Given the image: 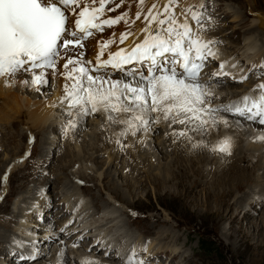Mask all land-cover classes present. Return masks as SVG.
<instances>
[{"label": "snow or ice", "instance_id": "1", "mask_svg": "<svg viewBox=\"0 0 264 264\" xmlns=\"http://www.w3.org/2000/svg\"><path fill=\"white\" fill-rule=\"evenodd\" d=\"M179 4L180 0H167L163 5L158 0L151 4L148 0H0V77L21 79L26 88L37 92L50 86L52 76L62 77L65 83L58 106L64 131L76 129L81 118L103 114L109 125L123 126L120 137L130 135L144 145L140 136L154 133V126L163 121L171 129L166 135L173 142L186 140L197 149L207 148L203 138L219 133L221 125L232 127L229 118L237 125L264 126V82L254 85V94L243 96L239 103L217 104L220 97L214 91L229 77L243 84L252 75L264 76V65L259 72L253 67L239 77L225 71L224 62L210 75L204 73L217 59L215 42L198 34V29L207 30L208 5L181 9ZM118 9V15H109ZM137 21L143 24L141 35L131 48L120 47L133 35L127 26ZM120 24L126 30L118 37L98 39L96 59H87L85 42ZM256 139L264 142V135ZM115 143L122 149L128 147L120 139ZM210 151L231 155L232 137H221ZM7 179V174L0 178ZM53 242L62 246L58 256H66L63 236ZM36 243L32 241L31 246L35 248ZM23 246V241L17 244ZM18 259L28 262L36 256L19 254ZM84 264L100 262L97 258ZM128 264L151 261H137L134 254Z\"/></svg>", "mask_w": 264, "mask_h": 264}, {"label": "rangeland", "instance_id": "2", "mask_svg": "<svg viewBox=\"0 0 264 264\" xmlns=\"http://www.w3.org/2000/svg\"><path fill=\"white\" fill-rule=\"evenodd\" d=\"M190 1L191 0L186 1L182 5H185ZM203 1L206 5H209L205 17V28L207 29L205 32L207 34L210 32V34L213 35V33L215 34L216 32L224 29V34L221 35L222 37L216 35V43L213 45L214 48L217 51L220 50L223 52V55L233 54L231 56H237L239 54V57L243 59L253 53H258L259 50L257 49H262L260 59L263 58V63L261 64L264 65V33L260 32L258 28H255L253 24L255 19L253 14L264 12V0ZM214 9L218 10H216L219 12L218 15L217 12H213ZM208 17H211L210 22H208ZM208 27H210L211 30ZM247 38L251 40L257 39V46L255 47V44L253 45L256 49H246L247 46L244 40ZM240 54L243 55L240 56ZM242 62L245 61H237L240 67L247 68L249 66L247 72L253 67H256L257 72H259L257 65L260 64L255 66L253 62H251V65H248L247 62L241 64ZM252 78L254 79L252 80ZM262 79H264V77L262 78L259 74L252 75L250 78V80H252L251 82L256 80L262 81ZM236 84L244 86L245 82L243 84ZM49 87L42 89L40 92L34 90L32 92H28L26 90V95L31 98L33 97V101L40 97H44V99H46L52 90V88ZM246 93H248V91ZM57 115L59 116L60 114L57 113ZM95 117L97 120L94 118L93 120H90L91 125L87 124L86 127H84V131L83 128H76L73 131L71 130L75 133L73 135L74 137H71V131H64V119L61 116L58 118V123H56L57 127L54 129L55 131L45 128L43 132L41 131L37 136L33 137L35 138L33 150L29 147V151L32 150V157L30 159L26 157L23 160H21L23 152L28 151V148L26 150V146L28 143L27 133L29 131L28 128H26V123L24 124L22 120L13 121L12 123H9V126H5L3 123H0V162L3 160V162L0 163V178L7 174L5 171L11 165L16 164L15 168L7 175V181L0 180V194L2 193V196L0 195V197H2V199H0V207L3 206L6 208V211L0 210V236H3V238H0V240L3 239L0 241V262L3 260L8 261V259H10V256H5L6 254H4L7 251L6 247L9 246L13 238H20L22 235L19 232V226H17V219L14 216H11L13 212L15 215L19 208L16 207V211H14L12 206L14 203L15 205L16 203H20L23 199H26L27 202L31 199L33 202L37 198L38 191L40 193L44 191L47 197L49 195V204L45 203V215L48 213L49 216H52L48 217L46 221L48 220L50 223L51 220L55 219L56 221L59 220L58 223L63 224V214L61 216L59 214H53L54 208L57 207L55 204L60 203V201L57 203L56 201L62 196L66 197H62V199L70 200L76 206L78 212L84 211V216L87 217H92L93 215V217L101 223L102 220L99 219L98 214L101 210H104L105 214L103 217H105L106 214L110 217H115V221L112 219L109 225H106V232L108 230L112 231L115 239L128 237L131 241H134L137 246L133 247L132 253H135V259L137 261L144 259L151 261V264H164V261L168 262L169 257L171 256L169 255V248H173V250H176L178 251L177 253H179L175 264H264V250L261 249V245L264 246V228L256 230L252 227L253 220L247 221L243 217L244 214L248 213L247 208H244V206L247 205V203H245V199L253 196L255 192H261L263 189L259 186L261 176L264 173L262 171L263 169L259 168L252 173L248 172L250 174L249 176L247 173L249 177H258V180L256 179L258 181L257 186L255 184L247 185L243 183L240 191H237L235 186L234 190H232L231 187H226L227 190H224L219 188L217 183L211 184L214 181L225 177L226 173H228L226 170L219 173L214 171V174H210L212 175L210 178V175H205L204 170L201 171V174L199 173L200 167L198 164H194L190 167L187 179H191L189 181L185 180L186 182L181 181L184 182L182 186H179V180H175L180 173L179 168L176 166H172L170 169V173L172 174V176H170V182H164L165 176L163 168H160L159 171H154L156 173H152L150 171L153 170L149 168L147 169V161H141L137 164L135 163V160L132 161L130 158L126 159L124 155L116 153L120 149V146L114 145L112 140L114 137L117 138V136H119V132L123 128L121 125H110V131V128L107 129L109 124L104 119L103 114H97ZM229 119L230 122L233 121L232 123H235V120H232L231 118ZM252 126L257 127L259 125L251 122H241L239 125L235 123V127H239L238 129L240 131H242V129L251 130ZM91 130L92 132L94 131L95 134L92 138V135L89 136V131ZM252 130L256 132L255 130H257V128ZM113 132L116 134H113ZM259 132L264 133V127L262 130L260 129ZM31 135L32 133H30L29 140H32ZM47 136L49 138H55V142H57L55 146H52L49 149V155L41 153L49 148L48 144L41 146L42 144L40 141L41 138L42 140L44 137L48 138ZM196 139L199 140V137H196ZM93 140L96 148L101 151L99 155H94L92 158H89L88 156L90 155L89 152L93 146ZM181 141L184 140L173 142V138H169V142H171L170 144H174L173 146L177 145L179 148H181V145L183 147L185 146V143H180ZM30 143H32V141ZM255 143L250 144L249 140L246 138L243 140L242 145L244 148H247V146L248 148L249 146L250 148H253V144H255V147L260 144L261 146L258 145V147H262L261 142L255 141ZM75 146L77 149L74 148ZM71 147L74 148L77 156L75 155V152V154L63 156L64 150L67 148L70 149ZM127 148L124 149L126 150ZM82 149L84 151H82ZM105 153H111L117 159L116 164L113 165V172L109 175L110 177L107 176L108 172L106 173L107 164L104 165L103 163L106 160ZM169 155L170 158L173 154L171 153ZM234 156L235 154L233 157ZM60 158L64 160L63 169H61L62 166L59 165ZM150 158L154 160L157 165L156 166L154 164L153 168L163 166L162 163H168L170 161V159H167L165 161L163 160V162L159 159H155V157ZM164 158L165 157H163V159ZM124 159L126 160L124 161ZM122 160L129 165L122 166ZM256 160L259 161V158ZM261 161L262 164L260 167L263 168L264 159L262 158L258 163ZM97 162L101 164V168L96 167ZM157 173L160 177L154 178L153 176ZM236 174L237 172H230V177L228 178L235 180L239 173L237 175ZM105 175L107 178L101 182L103 176ZM241 175H244V172L241 173ZM76 179L82 180L85 184H77ZM158 179L160 180L157 182H159L161 186L156 183V180ZM75 183L76 185H74ZM205 186L206 190L204 189ZM223 191L224 194L221 195L220 193ZM52 196L53 200L51 199ZM239 201L241 203V207L239 206L236 210L235 206L239 205ZM261 201L262 203L258 208L250 205L249 209L251 211L256 210L258 212L255 213L256 216L253 218L258 220V223L259 220L264 222V197H261L260 202ZM22 206L23 205L20 207V211L24 214V210H27L28 207L23 206L25 208L24 209ZM228 206L232 207L233 210L228 209ZM57 208L62 211V205ZM242 208L244 210H242ZM36 217V214L31 215V221L34 222ZM133 219H135L134 222ZM61 221L63 222L61 223ZM84 222L87 223V221ZM39 223L41 222L32 223L33 226L31 224L30 229L38 233V237L36 236L37 239H42L43 235H39V233L46 234L47 231L44 226L47 224L44 222L43 224L45 225L41 223L42 226H40ZM101 223H99L98 226ZM53 225L54 223L49 227V229L52 228ZM75 231L77 230L75 229L74 232ZM147 231H149L148 234ZM150 231H159V234L150 235ZM71 232H65L63 234L59 233V237L63 236L65 239L63 240L68 242L71 238ZM163 232L170 234V240H161L158 238L160 235H163ZM88 233H85L84 235L88 236ZM72 234L76 235V232ZM241 234H244L245 240L242 238ZM176 235L179 237L178 241H175ZM85 236L81 238L79 242L81 250L82 247L85 246V241L82 239H87L86 242L89 241V238H85ZM140 241L143 243L139 245L138 242ZM50 242L53 241L51 240ZM37 243H39L40 246H43L44 244L43 240H40ZM54 246L55 248H52ZM58 246L60 245L53 242V246L51 245V247H49L51 252L48 251V248H44L42 250L41 253L43 254L39 255H44V258L42 259L43 263L41 264H49L47 258L49 259L54 255L52 252L57 251L56 249H58ZM156 248L158 249L157 252H155ZM73 251H76V248L70 246L69 256L71 257V263L77 259V253H73ZM87 253L89 255H85V257H88V261H95L98 258L100 264H104L102 263L104 260L100 257L101 255L98 254V252L92 251L89 253L88 249ZM12 254L13 251L11 252V255ZM173 256L176 257L175 255ZM103 257L105 256L103 255ZM130 257L133 256L128 254L126 255V262H128ZM171 260L172 261H169V263L172 264L173 259L171 258ZM83 261L86 260L84 259ZM190 261L191 263H189ZM30 262H33V260L22 263L30 264ZM57 262V264H63L62 259H58ZM14 263L9 262L7 264ZM3 264H5V262H3Z\"/></svg>", "mask_w": 264, "mask_h": 264}, {"label": "bare ground", "instance_id": "3", "mask_svg": "<svg viewBox=\"0 0 264 264\" xmlns=\"http://www.w3.org/2000/svg\"><path fill=\"white\" fill-rule=\"evenodd\" d=\"M186 1H189V0H181V2L179 4L180 5L179 7L181 9H183V8H185L187 6H199L200 4H205L203 0H191L187 4L182 5ZM153 2H157V0H148L149 4H151ZM166 2H167V0H158L159 5H163ZM197 10H198V8H197ZM216 10L217 9H214L213 12L216 13L218 11V10L217 11ZM132 12H135V6L132 7ZM218 14H219V12H217V15ZM109 15H112V14L109 13ZM253 17L255 18L254 19V23H253L254 27L258 28L260 32L264 33V12L263 13H254ZM183 21H184V18H183V16H181L180 17V22H183ZM188 22L191 23V20H189ZM127 27H128V30L133 33V35L129 36L128 39L125 41V43L123 45H121L120 47L131 48L133 46V44L137 41V38L141 35L140 30L143 27V24L141 22L137 21L134 24L129 25ZM208 28L210 29V27H208ZM125 30H126V26L124 24L116 25L113 28L106 29L105 32L102 34V36L95 35L93 38H90L89 40H87L86 41L87 42V46H86V48H87V59H89V60H95L96 59V55H97V52H98V43H97L98 39L103 40V39H106V38H112L113 34H115V36L118 37L119 34L121 32H124ZM204 31H206V30L198 29V34H199L200 38L205 40V41L212 40L215 43H216V41H215L216 35L222 37L221 35L224 34V29L220 30L219 32H216L215 34L213 33V35L207 34ZM244 41H245V44L247 46V48H246L247 50L248 49L251 50L252 48H255L257 46L256 45L257 44V39L251 40V39L247 38ZM254 44H255V47H253ZM212 47H213V50L217 53V59L216 60L218 62H220V63L224 62L226 64L225 69H229L228 72H230L232 74V76L239 77V76L247 73V69H248L249 66L247 68L246 67H240L239 64L237 63V60L240 58V57L238 58L239 54L237 55V57L236 56H231L233 54H231V55L230 54L223 55L222 54L223 52L217 51L214 48V46H212ZM226 48H227V46H226ZM226 48H224V49H226ZM112 50L113 51L116 50V46H113ZM257 50H259L258 53H256V54L253 53V54H251L249 56H246L244 58L248 65H251V62H253L255 64V66L257 64L262 65L261 63H263V58L260 59V54H261V50L262 49H257ZM246 52H248V51H246ZM241 55H243V54H240V56ZM256 60H258V61H256ZM213 63H215V61ZM243 63H245V62H242L241 64H243ZM233 65H235V67H233ZM242 68L244 69V72H241ZM204 73H206L205 70H204ZM204 78L207 79V75H205ZM253 79L254 78H252V80ZM252 80L246 81L244 86H239L236 83H234L230 77L227 78L226 79V83L222 87H217V88L214 89V91H216V94L220 97V100L217 101V104H221V102L224 103V104H225V102H232L231 100H229V98H237V95H239L240 93H242L244 91H246V92L248 91V93H250V95H253L251 93H254L253 92L254 85L260 83V81L256 80V81L251 82ZM64 83H65V81L62 78H59V76H57V75L52 76L50 78V81H49V85H50L49 88H52V90H51V93L48 96V98L44 99V97H40L37 100L33 101V99H34L33 97L31 98L30 96L26 95L27 91L28 92H32L33 90L26 88L21 83V79H9L8 77H0V123H3L5 126H9V123H12L13 121H21L22 120V122L24 124L26 123L25 125H26V128H28V131L33 133L31 135V139H32V137L37 136L39 134V132H41V131L43 132V130L45 128H49L50 130L53 131L55 129V127H57L56 123H58V118L61 117V109L59 108L58 104H59V101H60V99H61V97L63 95L62 85ZM53 105H57V106H53ZM4 112H5V114H4ZM57 113L60 114V115L58 116ZM98 115H101V114H98ZM93 118L97 120V118L95 116H89V117L81 118L80 121H79V126L77 128L78 129L79 128L80 129L83 128V131H84V127H86L87 124L91 125L90 120H93ZM72 119H74V120L77 119V116H76L75 113H73ZM232 122H230L232 124V127H230L229 129H224L223 126L221 125L219 133L213 132L211 135L206 136V137L203 138V143L208 145L207 148L193 149L191 147V145L186 140L180 142V143H185L184 147L181 145V148H179V146H177V145H175V146H173L174 144L171 145L170 144L171 142H169V138H171V136L170 135H166V133L171 132V129L168 128L167 125L163 121H161L159 124L154 126L155 127L154 133H149L147 135H141L140 136V139L144 141V145H141L136 140V138H134V137H132L130 135L127 138L120 137V136H117V138L114 137V139L112 140V143L114 145H116V146H119V145H117L115 143V141L117 139H120L124 144L128 145V148L125 150L124 148L122 149L120 147V149L116 153L120 154V155H124L126 157V159L130 158V159H132V161L135 160L136 161L135 163H137V164L139 162H141V161H143V162L147 161L148 162V164L146 165L147 169L149 168V169L153 170V171H150L152 173L154 171H159L160 168H163V172H164V176H165L164 177V182H170L169 181L171 179L170 176H172V174L170 173V169L172 168V166L173 167L176 166L177 168H179L180 173L178 172L179 176L177 178H175V180H177V181L179 180L178 184H179V186H182L184 182H181V181L188 180L187 179L188 178V174H189L188 170L190 169V167L192 165H194V164H198V166L200 167V172L199 173L201 174L202 173L201 171L204 170L205 171V175H208V176L210 174H212V173L214 174V171L216 173H219V172H223V171L226 170V172H228V173H226L225 177H223L221 179H218V180L214 181L211 184L217 183L218 187L222 188L224 190H227L226 187H231V189L234 190V186H235L236 190L240 191L241 190V185L243 183H245L247 185L248 184H255L257 186L258 177L257 178H255L254 176L253 177H249L250 174L248 172L252 173L256 169H259V168L263 169L262 171L264 172V167L263 168L260 167L261 164H262V161L260 163H258L262 158L264 159V142H261L262 147H258V145H260V144H258L257 147H255V144H257V143H255V141H257V140H255V139L258 137V135L259 136L264 135L263 132H259V130L260 129L262 130V128L264 126H257V127L256 126L255 127L252 126L251 130H249V129L243 130L242 129L243 127H242L241 128L242 131H240L238 129L239 127L238 128L235 127V123L233 124ZM121 127H123V126L121 125ZM177 127L179 128L180 126L177 125ZM109 128H110V131H111L110 125L108 126L107 129H109ZM255 128H257V130H255L256 132H254V130H252V129H255ZM72 131H71V137H74L73 135L75 133H73ZM89 132H90L89 136L92 135L91 136V138H92L93 135H95L94 131L92 132V130H91ZM113 134H116V133L113 132ZM225 135H228V136L232 137V154L231 155H223V154H218V153L210 151L211 147L216 145L218 143L219 139L221 137L225 136ZM246 138L249 140L250 144L251 143H255V144L252 145V146H254L253 148L251 147L252 149L250 148V146H249V148H248V146H247V148H244V146L242 145L243 140L246 139ZM200 139L201 138L199 137V140ZM40 141H41V144H42L41 146L46 145V144L49 145V148H47V150H44L43 152H41V153H43L45 155H49V152H48L49 149L52 146H55V144L57 143V142H55V138H49V137L48 138L44 137L43 140L41 138ZM107 142H108V140H107ZM76 146L74 147L75 149H77ZM147 147H148V149H147ZM68 148L64 150L63 156H65V155L69 156L71 154H75L76 153L74 151V148H72V147L70 149H68ZM82 151H84V150L82 149ZM100 151H101L100 149L96 148L95 142L93 140V146L91 147V150L89 152L90 155L88 156V154L87 153L86 154H87V156L89 158L90 157L92 158V156H94V155H99ZM60 153H62V152H60ZM171 153L173 155H171V157L169 158V156H170L169 154H171ZM234 154H235V156L233 157ZM75 155L77 156V153ZM150 157H155V159H157V160L159 159L161 161H163V160L165 161L167 159H170V161L168 163H162L163 166L153 168L154 167L153 165L154 164L156 165V163ZM163 157H165V158L163 159ZM178 157H181V158H178ZM188 157H192V158H188ZM61 158H60V162H59L60 164L59 165H61L62 166L61 169H63L64 160L61 159ZM105 158H106V160L103 163H104V165L107 164L106 173L108 172L107 176H109L113 172V165L116 164V160L117 159L111 153H105ZM258 158H259V161L256 160ZM126 159H124V161ZM1 162H3V160ZM121 163H122V166H128L129 165V164L127 165L125 162H123V160L121 161ZM128 163H130V162H128ZM59 165H58V167H59ZM263 165H264V163H263ZM15 166H16V164L11 165L5 171V173H7V175H8L15 168ZM96 167L97 168H101V164L97 162ZM133 170H136V169H133ZM230 172H237V174L239 173L238 177L235 180L229 179L228 177H230L229 176ZM243 172H244V175H241V173H243ZM154 173H156V172H154ZM247 173H248L249 176L247 175ZM221 174H223V173H221ZM107 176L106 175L103 176L101 182H103V180L106 179ZM211 176L212 175H210V178H211ZM153 177L157 178V177H160V175L157 173ZM216 178H217V176H216ZM213 179H214V177H213ZM159 180L160 179L156 180L157 185L160 184L159 182H157ZM160 186H161V184H160ZM259 186L261 188H263L261 192H255L253 196H251L250 198L247 197L245 199L246 200L245 203H247V205H245V203H244V205H245L244 208H247L248 213L243 215L244 219H246L247 221L253 220L252 221V223H253L252 227L255 228L256 230H259L260 228H264V222H261L259 220V223H258V220L253 219L256 216L255 213L257 211L256 210H252L251 211L249 209H250V205L252 207L254 206L255 208L256 207L258 208L260 206V204L262 203V201L260 202V199H261V197H264V173L261 176V181L259 182ZM205 188H206V186L204 187V189ZM254 188H255V186H254ZM220 194L223 195L224 191L221 192ZM1 195H2V193H1ZM213 196H214V194H213ZM218 196H220V195H218ZM48 197H49V195H48ZM48 197L46 196L44 191L41 192V193L38 191L37 198L35 196L36 200H34L33 202H32L31 199L28 200V202L26 201V199H23V201L20 200L21 202L20 203H16V205L14 203V205L12 206L14 211H16L15 210L16 207H18L19 209L16 211L17 213L15 215H14V212L12 210L13 214L11 216H14L17 219V226H19V229H20L19 232L22 235L20 236V238H13L12 239V240H14V242L13 243L10 242L9 246L6 247L7 251L4 253V254H6L5 256H10V259H8V261L7 260L6 261L3 260V261L0 262V264H3V262H5V264H7L9 262L10 263H14L15 262L14 264H24V263H22V261L20 259H18V255L19 254H23L25 256H27V255L28 256L29 255H35L36 259L33 260V262H30V264H32V263L33 264H41V263H43L42 259L44 258V255L39 256L40 254H43V253H41L42 250L44 248H46V249L48 248V251H50L49 247H51V245L53 246V242H50V241L51 240L53 241L55 236L59 237V233H61V232H59V228L60 229L64 228L66 225L69 224V222H65V221L63 222L64 225L60 224L58 222L55 224L53 222L54 225L50 229L49 228L47 229L44 226L45 230L47 231L46 234L39 233V235H43L42 239L41 238L40 239L36 238L38 233L35 232L34 230L30 229L31 224L34 223V222H39L41 220V218H42V221H45V223L48 224L49 222H48V220L46 221V219L48 217H52V216H49L48 213H47V215H45V211H44V209L46 207L45 203L49 204V202H48L49 198ZM51 199L53 200V196L51 197ZM60 203H62V202L60 201ZM238 204H239L238 206L234 205L236 210L239 208V206L241 207L240 201H239ZM21 205L28 207V209L26 210L22 206V208L25 209L24 210V214L21 213V211H20ZM0 208H1L0 210L6 211L5 207L1 206ZM228 209H232L233 210V208L230 207V206H228ZM242 210H244V209L242 208ZM33 214H36V216H37L36 220L34 222L31 221V215H33ZM62 214L63 215H68L67 214V210L66 209H62V211H60L59 215L61 216ZM7 217H6V219H7ZM112 217H110V216H108V214H106L105 217L102 218V223L98 227L103 226V228H104V230L106 232V225H109V223L112 221V219L115 221V217L114 216H112ZM91 218L95 222L97 221L96 218H94V217H91ZM233 220H235V219H233ZM84 221H86V220H84ZM84 221L79 222L78 223L79 225L77 224L78 226L81 227L80 229H84L83 227H90L91 226V224H89L88 222L86 223ZM134 221H135V219H133V222ZM74 222H76V219L74 220ZM83 222H84V224H83ZM39 225L42 226L41 223H39ZM43 225H45V224H43ZM32 226H33V224H32ZM76 230H77L76 231V235L72 234L74 231H73V229L70 226H69L68 230L65 231V232H71L72 231L71 235H70L71 236L70 241L65 242L66 245H67V247L65 249L66 256H64V257L58 256V253L61 250V248H59V247H62L60 244H58L60 246H58V249H56L57 251L52 252V253H54V255L52 254L53 256L51 258H49V259L47 258V261L49 262V264H57L58 263L57 262L58 259H62V263H63V261L66 260L67 264H84V262L88 261L87 260L88 257H85V255H89L87 253V250L90 249V248L91 249H95L93 251H96V252H98V254L101 255L100 257H102V259L104 260V262H102L104 264H128V262H126V255H122V257H118L116 255V253H115L116 252L115 249H112V248L102 249L99 246V242L98 243L95 242L94 239H91L89 237V235L88 236L84 235L85 233H88L89 231L91 233V229H88V230H85V231L78 230V229H76ZM121 232H122V230H121ZM156 232H158V233H156ZM148 233H149V231H147V234ZM150 233H151L150 235H153V234H157L158 235L159 231H154V232L150 231ZM244 234H241L243 239L245 237ZM84 236H85V238H89V241H87L85 243L86 247L83 246L82 250H81V246H80V247L76 248V251H73V253H77V259L74 260L73 263H71V257L69 256V254H70V246H72V244L74 242L75 243H79L81 238H83ZM99 237H100V235H99ZM0 238H3V236H0ZM158 238H160L161 240L162 239L167 240V239L170 238V234L167 233V232H163V235H160V237H158ZM25 239H26V241H25ZM178 239H179V237L176 235L175 241H178ZM2 240H0V241H2ZM33 240L36 241V242H39L40 240H43L44 244H43V246H40V244L37 243L36 247L33 248L31 246V242ZM82 240H84V239H82ZM21 241L24 242V246L23 247H17V244L20 243ZM250 244H251V242H250ZM52 248H55V246L52 247ZM157 248H158V246H157ZM157 248L155 249L156 250L155 252H157V250H158ZM169 249H170L169 250L170 251L169 255H171L169 257V261H172L171 260V258H172L173 259L172 264H175L177 262L176 259H178L179 253H177L178 251L173 250V248H169ZM261 249L264 250V246L263 245H261ZM242 250H244V249H242ZM12 251H13V254L11 255ZM105 251L108 252V255L107 256L104 255L105 257H103L102 253L105 252ZM118 251H120V250L118 249ZM133 254H135V253L133 252L130 255L133 256ZM173 255H175L176 257H174ZM84 259L86 261H83ZM169 261L168 262L164 261V264H171V263H169ZM189 263H191V261Z\"/></svg>", "mask_w": 264, "mask_h": 264}]
</instances>
